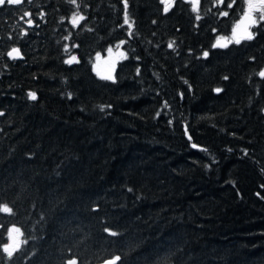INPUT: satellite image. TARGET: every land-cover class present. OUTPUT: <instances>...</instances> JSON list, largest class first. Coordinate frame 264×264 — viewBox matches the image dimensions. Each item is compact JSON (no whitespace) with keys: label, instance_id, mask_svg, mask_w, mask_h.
Segmentation results:
<instances>
[{"label":"trees","instance_id":"obj_1","mask_svg":"<svg viewBox=\"0 0 264 264\" xmlns=\"http://www.w3.org/2000/svg\"><path fill=\"white\" fill-rule=\"evenodd\" d=\"M229 3L127 0L131 27L123 0L0 6V264H264V23L213 47Z\"/></svg>","mask_w":264,"mask_h":264},{"label":"snow or ice","instance_id":"obj_2","mask_svg":"<svg viewBox=\"0 0 264 264\" xmlns=\"http://www.w3.org/2000/svg\"><path fill=\"white\" fill-rule=\"evenodd\" d=\"M69 3L76 5L77 8H79V5L77 4V0H68ZM124 2V24L129 25L131 27L129 16L126 11L128 4L127 0H123ZM189 3L192 5V11L199 12V0H188ZM219 4H223L224 0H217ZM244 4H246V7L242 8V16L239 18L238 22L232 29V35L231 37H224L220 36L217 38V43L213 45V47H227L228 43L235 42L236 44H240L243 40H253L255 38L256 33L251 31L252 27H259L261 23H264V0H243ZM5 3L9 5H15L21 3V0H0V6L4 5ZM159 3L163 5V12L168 13L170 9L175 5L176 0H159ZM233 3H235V0H232V3L228 4V7H232ZM224 16H227L228 13L222 12L221 13ZM25 16L30 15L29 13H24ZM201 17L199 15L196 16V19L199 20ZM85 17L79 13V11H76L72 14L71 17V23L73 26L79 25L80 21L84 20ZM28 24L31 25L32 21L28 20ZM26 34V33H25ZM67 39V37H65ZM221 41H226L225 43H221ZM123 43V42H122ZM174 45L173 42H169L168 47L172 48ZM65 51H68L67 46L65 47ZM111 51V49H109ZM205 57L208 56V52L205 51L203 53ZM7 56L12 59L21 58V53L18 48L13 47L9 52H7ZM99 58V56H98ZM73 62L78 63L76 56H71L70 59L65 60V63L71 64ZM139 72V69L137 70ZM99 74V73H98ZM261 78H264V71H260L257 73ZM103 79H113V77L109 74L102 77ZM227 79V77H225ZM217 92L221 91V89H216ZM70 95V94H69ZM28 96L30 99L35 100L36 94L34 92H29ZM107 107H110L107 106ZM100 110L104 111L105 106L101 105ZM0 115H3L2 112H0ZM159 115V113H157ZM190 139V138H189ZM193 148H196L197 145L193 144ZM0 213H6V214H13V209L8 206L6 203H0ZM105 231H108L106 228ZM8 232V239L9 242L4 244L2 251L4 254H6V257L11 260L14 253L17 252L22 244H26L27 240L22 239L23 232L19 227H16L15 225L9 227L7 229ZM111 235H116V233H110ZM119 260V257H115L112 260H109L106 262V264H116V261ZM67 264H78L76 259H69Z\"/></svg>","mask_w":264,"mask_h":264},{"label":"rangeland","instance_id":"obj_3","mask_svg":"<svg viewBox=\"0 0 264 264\" xmlns=\"http://www.w3.org/2000/svg\"><path fill=\"white\" fill-rule=\"evenodd\" d=\"M110 49L111 51L99 53L94 58V68L100 76L109 75V70L114 69L118 59L121 57L119 46ZM110 75L113 76V74Z\"/></svg>","mask_w":264,"mask_h":264},{"label":"water","instance_id":"obj_4","mask_svg":"<svg viewBox=\"0 0 264 264\" xmlns=\"http://www.w3.org/2000/svg\"><path fill=\"white\" fill-rule=\"evenodd\" d=\"M114 70H111L110 71V73H112ZM115 257H113V258H108V259H105V260H103V261H100V262H98V263H96V264H106V262L107 261H109V260H112V259H114Z\"/></svg>","mask_w":264,"mask_h":264}]
</instances>
